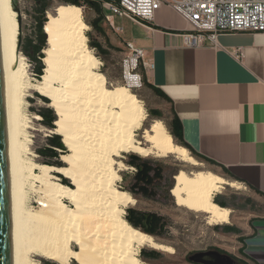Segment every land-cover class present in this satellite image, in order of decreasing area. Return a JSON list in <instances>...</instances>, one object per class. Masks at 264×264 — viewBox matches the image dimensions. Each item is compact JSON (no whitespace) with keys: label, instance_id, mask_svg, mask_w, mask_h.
Returning a JSON list of instances; mask_svg holds the SVG:
<instances>
[{"label":"bare ground","instance_id":"obj_1","mask_svg":"<svg viewBox=\"0 0 264 264\" xmlns=\"http://www.w3.org/2000/svg\"><path fill=\"white\" fill-rule=\"evenodd\" d=\"M12 0H0V41L5 85L9 182L12 223V264H39L42 258L58 264H141L142 247L169 251L124 218L134 204L119 186L124 154L167 158L197 167L189 151L176 145L160 121L143 133L141 101L127 86L109 88L99 73L100 61L87 46L81 8L59 5L48 15L43 31V75L30 85L50 101L58 117L54 133L62 137L68 153L60 156L64 167L37 164L26 158L24 117L21 113V61L17 49V14ZM129 85H134L128 79ZM132 88V87H131ZM60 174L71 187L54 175ZM193 175V174H192ZM191 175V176H192ZM37 184V185H35ZM228 183L210 172L174 177L170 193L178 207L206 216L208 223L227 224L231 211L213 198ZM34 189L38 204H26Z\"/></svg>","mask_w":264,"mask_h":264},{"label":"crops","instance_id":"obj_2","mask_svg":"<svg viewBox=\"0 0 264 264\" xmlns=\"http://www.w3.org/2000/svg\"><path fill=\"white\" fill-rule=\"evenodd\" d=\"M109 20L122 29L107 21L113 42L146 51L143 76L169 99L189 149L264 199V33H223L216 48L189 49L190 27L168 6L151 22ZM243 253L264 264V217L252 222Z\"/></svg>","mask_w":264,"mask_h":264},{"label":"rangeland","instance_id":"obj_3","mask_svg":"<svg viewBox=\"0 0 264 264\" xmlns=\"http://www.w3.org/2000/svg\"><path fill=\"white\" fill-rule=\"evenodd\" d=\"M12 1L14 8L18 11L16 13L17 18L20 19L18 53L24 59L21 61L23 80L20 110L24 117L23 124L26 136L24 139L28 140L24 147L30 154L26 158L37 164L48 165L47 163L56 162L58 166L55 167H64L65 165L60 161V157L57 161L50 160L45 156L47 155L45 150L49 143L54 141L55 138H59L62 143V137L55 134V130H50L42 124L43 120L39 112H43L48 116V113L52 111L56 119L58 117L55 111L49 107L50 101L30 88V85L38 83L41 79V77L37 78L34 73L35 63L24 54V51L32 52L33 50L32 45L29 43L32 37L31 15L33 14V3L31 0ZM97 3L101 4L100 2ZM59 5L62 4L52 3L46 17L54 15V11ZM79 8H81L82 20L89 27L85 31L87 46L101 63L99 73L105 77L109 88L127 86L142 103L145 120L136 132V139L146 146L143 133L150 128L153 121L162 122L168 132L166 125L171 123L173 117L171 107L166 100L143 84V78L141 85L135 87L125 81L122 62L126 51L122 46L111 40L115 37V32L108 25L106 19L109 12L102 6L101 10L98 11L95 7L91 9L90 5L85 3L81 4ZM121 24L128 25L125 21L117 25ZM41 63L44 67L42 61ZM139 72L142 76V71ZM53 125L55 126V124ZM59 153L60 155L66 154L68 150L64 146V151H59ZM189 154L197 161V167L179 161L175 155L167 158L153 155L143 158L138 154L127 153L120 159L125 166V170L119 173L118 186L134 200V204L125 209L124 218L127 222L128 218L138 220L143 227L150 226L144 217L149 221L152 219L157 220L156 225L152 224V228L157 234L156 237L147 235L152 237L156 243L170 248L166 252L146 246L142 247L138 255L141 264H193L189 261V257L195 253L207 251H218L226 254L233 258L237 264H251L244 256V244L252 222L264 217V199L247 189H243L238 181L228 177L201 158L195 157L190 151ZM139 171L147 173V179L140 181L136 177ZM181 172L190 177L195 173L210 172L219 175L228 183L233 182V184H236L234 187L223 186L213 198V201L218 198L226 203V208L231 211L227 224L214 225L210 223L209 225L205 215L176 205L170 190L174 185V177ZM54 175L60 182L71 187L69 181L63 176L60 174ZM28 190L29 188H27ZM36 201L37 197L34 189L30 188L26 204L30 208H37ZM228 228H234L236 232H229ZM35 260L39 264H58L48 262L42 258H36ZM72 264L76 263L73 261Z\"/></svg>","mask_w":264,"mask_h":264},{"label":"built area","instance_id":"obj_4","mask_svg":"<svg viewBox=\"0 0 264 264\" xmlns=\"http://www.w3.org/2000/svg\"><path fill=\"white\" fill-rule=\"evenodd\" d=\"M109 12V19L130 17L143 22H151L155 13L163 6L173 9L190 27L182 34L183 46L189 49L202 47L216 48L218 37L223 33H264V0H94ZM122 62L124 79L134 82L132 87L141 85L139 71L150 67L146 51L125 44ZM243 189H246L243 186Z\"/></svg>","mask_w":264,"mask_h":264},{"label":"trees","instance_id":"obj_5","mask_svg":"<svg viewBox=\"0 0 264 264\" xmlns=\"http://www.w3.org/2000/svg\"><path fill=\"white\" fill-rule=\"evenodd\" d=\"M33 3V14L31 15V20H32V37L29 40L30 45H32V52H28V51H24V54L27 58H29L30 60L33 61V63H35V67H34V73L36 75L37 78H40L43 75V69L44 67L42 66V58H43V54L42 51L46 46V35L43 32V27L45 22L47 21V11L50 8L51 4L56 2L62 5H75V6H81V4H88L90 5V8L93 9L95 7V9L101 10V4H98L96 1L94 0H31ZM142 77H143V84L150 88L151 90H153L155 93H157L161 98H163L164 100H166L168 103H170L169 99L159 90L156 89L154 86L150 85L145 77L143 76L142 73ZM171 113L173 115L171 123L169 125H166L168 128V132L171 135V137L173 138V141L175 144H178L186 149H188L195 157L197 158H201L202 160L206 161V159L200 157L199 155H197L196 153H194L191 149H189V147L185 144L184 140H183V136H182V127H181V123L179 121V119L177 118V116L175 115V113L173 112L172 108H171ZM40 117H42L43 120V125L50 129V130H54L55 126L53 125L54 122L56 121V117L54 115V113L51 111L48 113V116L45 115L43 112H39ZM59 151H64V146L62 145V143L60 142L59 138H55L54 141H51L47 147V149L45 150L46 154V158L50 159V160H59V157L61 156ZM42 155V153H40ZM43 156V155H42ZM208 162V161H206ZM209 163V162H208ZM48 165L51 166H58V163H47ZM223 173L227 176L230 177V175L226 172L223 171ZM137 178H139L140 181H144V179H147V173H143V171H139L137 172L136 175ZM257 192V191H256ZM257 194H259L257 192ZM214 202L222 207V208H226L227 205L226 203H224L223 201L219 200L218 198L214 199ZM145 220H147L149 222V227H143L141 225V223L138 220H134L131 218H128V223L135 229H138L148 235L154 236L156 237V231L154 230V228H152V224H155L158 222L157 220H148L144 217ZM229 232H236V230L234 228H228L227 229Z\"/></svg>","mask_w":264,"mask_h":264},{"label":"water","instance_id":"obj_6","mask_svg":"<svg viewBox=\"0 0 264 264\" xmlns=\"http://www.w3.org/2000/svg\"><path fill=\"white\" fill-rule=\"evenodd\" d=\"M11 5L13 7V11L17 13L18 11L14 8L13 1H11ZM17 24V49H19V18H17ZM9 181L5 85L0 41V264H12V223ZM189 261L193 264H237L233 258L218 251L195 253L189 257Z\"/></svg>","mask_w":264,"mask_h":264}]
</instances>
